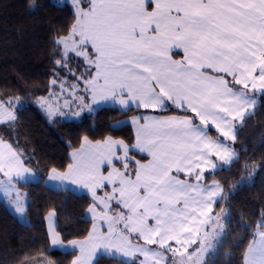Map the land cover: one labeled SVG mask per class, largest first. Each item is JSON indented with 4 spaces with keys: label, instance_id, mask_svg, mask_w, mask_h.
Masks as SVG:
<instances>
[{
    "label": "snow or ice",
    "instance_id": "snow-or-ice-1",
    "mask_svg": "<svg viewBox=\"0 0 264 264\" xmlns=\"http://www.w3.org/2000/svg\"><path fill=\"white\" fill-rule=\"evenodd\" d=\"M73 6L75 23L53 41L54 63L67 76L55 75L37 104L50 121L105 105L119 106L122 115L145 111L112 125L130 123L133 141L93 144L85 137L64 170L50 169L46 184L90 194L92 226L83 239L65 243L49 212L44 251H78L71 264L102 257L208 264L205 256L230 218L214 213L227 199L215 177L239 162L238 124L254 115L256 94L264 96V0H73ZM56 86L59 95L51 90ZM22 103L0 99V125L14 128ZM31 163L18 143L0 137V196L21 217L28 196L21 188L38 178ZM244 264H264V215Z\"/></svg>",
    "mask_w": 264,
    "mask_h": 264
},
{
    "label": "trees",
    "instance_id": "trees-1",
    "mask_svg": "<svg viewBox=\"0 0 264 264\" xmlns=\"http://www.w3.org/2000/svg\"><path fill=\"white\" fill-rule=\"evenodd\" d=\"M73 23L74 9L70 4L55 0H0V98L21 97L23 101L18 106L15 127L3 125L0 132L4 139L10 138L14 144L28 149L30 166L39 175L37 182L23 187L28 194L25 215L28 223L21 222L0 201V264H29L39 259L70 264L75 252L44 251L50 247L46 216L55 211L57 231L65 242L82 239L92 226L86 215L91 198L48 187L45 181L49 171L64 170L71 161L70 153L80 147L85 137L93 141L107 137L133 141L129 125L118 128L112 125L143 112L134 109L122 115L115 107H99L80 119L49 120L36 101L48 96L55 75L66 73L54 63L59 57L53 41L66 35ZM235 147L240 154L239 162L215 177L223 185L227 199L220 200L214 212L224 210L230 213V218L208 264H244L255 226L264 215V96L254 115L239 128ZM245 163L251 177L244 170ZM251 165L256 167L253 169ZM98 264H119V261L102 257Z\"/></svg>",
    "mask_w": 264,
    "mask_h": 264
},
{
    "label": "rangeland",
    "instance_id": "rangeland-1",
    "mask_svg": "<svg viewBox=\"0 0 264 264\" xmlns=\"http://www.w3.org/2000/svg\"><path fill=\"white\" fill-rule=\"evenodd\" d=\"M55 2H57V0H55ZM73 9H74V11H75V8H74V6H73ZM72 68L74 69V70H76V65H75V63H73L72 65ZM67 76V72L66 73H64V74H59V77H60V79H64L65 77ZM73 81H72V79L69 77L68 78V83H72ZM53 92H55L57 95H59V87L58 86H56V89L55 90H52ZM0 99H4V100H7V99H5V98H0ZM53 99H55V97H53ZM61 103H63V99L61 100ZM39 106V105H38ZM40 107V106H39ZM75 110V109H74ZM65 111H67L66 109H65ZM87 114V115H86ZM92 113H90V112H88L87 110H85V111H83L82 113H81V115L80 116H72V115H68V116H64V117H60V116H57V117H54V118H57V119H61V120H73V119H80V118H83L84 117V115H86V116H88V115H91ZM1 126H3V125H0V127ZM4 127V126H3ZM2 127V128H3ZM2 128H0V130H2ZM5 131H10V130H5ZM14 138H15V129H14ZM8 134H10V133H8ZM3 135H2V133L0 132V137H2ZM6 141H9V142H12L11 141V139L10 138H7V139H5ZM13 143V142H12ZM20 149L24 152V154L26 155V154H28V149L26 148V147H20ZM30 166V165H29ZM34 171H36L32 166H30ZM39 180V175H38V178H37V180L36 181H34V182H37ZM34 182H32V183H34ZM21 192L22 193H26V191L23 189V188H21ZM0 201H3L7 206H8V208L10 209V211L13 213V214H15L18 218H19V220L21 221V222H23V223H28V220H27V218L25 219V215H26V211H27V207H28V198H27V200H26V202H25V208H26V211H25V214H24V216L23 217H21L20 215H18V214H16L15 213V211H14V208L13 207H11V206H9L5 201H4V199H3V197L2 196H0ZM51 212V211H50ZM49 213V212H48ZM214 213H216V212H214ZM48 215V214H47ZM87 216H88V214H87ZM47 217V216H46ZM89 217V216H88ZM90 218V217H89ZM55 220H56V224H57V216L55 217ZM222 222H224V221H222ZM46 223H47V229H48V221L46 220ZM83 239V238H82ZM222 240V239H221ZM65 243H67V242H65ZM196 247H197V245H196ZM216 250V249H215ZM215 250L212 252V254H214V252H215ZM79 253L77 252V251H75V256H74V258L78 255ZM211 255H206L205 256V259H206V261L209 259V257H210ZM73 258V259H74ZM72 259V260H73ZM70 264H71V262H70Z\"/></svg>",
    "mask_w": 264,
    "mask_h": 264
},
{
    "label": "crops",
    "instance_id": "crops-1",
    "mask_svg": "<svg viewBox=\"0 0 264 264\" xmlns=\"http://www.w3.org/2000/svg\"><path fill=\"white\" fill-rule=\"evenodd\" d=\"M57 2H58L59 4H70V5L73 7V0H57ZM55 89H56V87H53V90H55ZM261 97H262V96H261L260 93H257V94H256L257 104H256V107L252 110L253 112L256 110V108H257V106H258V104H259V101H260V98H261ZM103 107H111V106H107V105H105V106H103ZM118 107H119V106H116L115 108H118ZM97 109H98V108H97ZM97 109H96V110H97ZM141 110H143V112L145 111L144 109H141ZM147 114L155 115L156 113H153V112H151V110H148ZM137 115H139V114H137ZM133 116H136V115H133ZM131 117H132V116H131ZM128 119H130V117H129ZM128 119H127V120H128ZM242 124H243V122H242ZM126 125H129V127H130L131 130H132L133 136H135L134 127H133L130 123H129V124H126ZM241 126H242V125L238 124V129H239ZM217 135H218V133H216V132L213 130V138H216ZM113 139H117V140H119L118 138H113ZM88 141L91 142V143H93V144H95V143L97 142V141L90 140L89 138H88ZM83 143H84V139H83V141H82V144H83ZM227 143L232 144L231 141H227ZM82 144L80 145L79 148L73 150L72 152L79 150V149L81 148ZM233 147L236 149L235 144L233 145ZM236 151H237V150H236ZM72 152H71V153H72ZM71 153H70V156H71ZM70 162H71V161H70ZM217 163H219V161H217ZM47 178H48V177H47ZM46 181H47V179H46ZM47 186L50 187V188H52V189H54V190H62V189H59V188H53V186H52L51 183H48ZM68 190L73 191V192L78 193V194H85V195H89V196H90V194L87 192L86 189H82V188H80L79 186H76V185H69ZM90 198H91V196H90ZM215 207H216V206H214V209H215ZM88 208H89V207H88ZM87 210H88V209H87ZM86 215H87V211H86ZM195 248H196V245H192L191 248H190L189 250H190V251H193ZM57 250H60V249H57ZM60 251H63V250H60ZM63 252H64V251H63ZM77 252H78V251H77ZM40 261L48 262V264H51V261L46 260V259L35 260V261H33V262H30L29 264H39ZM207 261H208V260H207ZM95 263H96V262L94 261V264H95Z\"/></svg>",
    "mask_w": 264,
    "mask_h": 264
}]
</instances>
